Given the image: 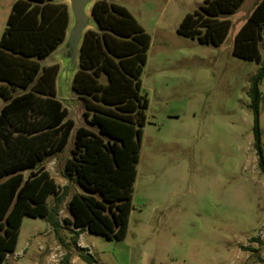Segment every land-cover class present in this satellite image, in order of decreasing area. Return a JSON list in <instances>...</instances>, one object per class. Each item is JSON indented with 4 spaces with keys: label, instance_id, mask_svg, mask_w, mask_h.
Listing matches in <instances>:
<instances>
[{
    "label": "rangeland",
    "instance_id": "374dc122",
    "mask_svg": "<svg viewBox=\"0 0 264 264\" xmlns=\"http://www.w3.org/2000/svg\"><path fill=\"white\" fill-rule=\"evenodd\" d=\"M16 1L0 0V41ZM111 1L125 6L151 36L142 75L149 107L127 237L116 241L84 233L79 241L95 258L91 264H264V245L253 241L264 242V174L254 148L256 115L249 95L261 64L233 54L235 37L260 0H245L229 16L232 27L219 47L178 33L185 16L204 0ZM261 52L264 60L263 45ZM52 61L64 65L60 51L42 65ZM58 85L76 127L98 131L85 119L82 101ZM259 87L264 143V79ZM74 139L75 132L63 152L42 163L60 187H71L59 232L45 218L26 216L16 250L0 264H89L79 257L65 221L71 218V197L83 192L65 177ZM54 204L51 196L49 206Z\"/></svg>",
    "mask_w": 264,
    "mask_h": 264
},
{
    "label": "trees",
    "instance_id": "16d2710c",
    "mask_svg": "<svg viewBox=\"0 0 264 264\" xmlns=\"http://www.w3.org/2000/svg\"><path fill=\"white\" fill-rule=\"evenodd\" d=\"M55 0H17L0 41V263L16 250L26 216L47 219L59 232V214L71 193L42 166L63 152L75 132L65 177L77 183L69 201L79 257L96 262L79 246L86 232L122 241L127 237L138 175L149 100L142 93L151 36L123 5L96 0L91 12L96 29L84 36L72 89L82 101L91 126L76 127L57 95L60 65H42L65 41L71 13ZM245 0H204L183 19L178 33L201 43L221 46ZM264 0L255 6L235 37L233 54L261 64L251 81L256 115L254 148L264 174V143L259 126L264 79ZM21 92V93H19ZM31 170L29 177L24 172ZM54 196L55 204L49 206ZM264 245L260 238H255ZM264 263V258L260 259Z\"/></svg>",
    "mask_w": 264,
    "mask_h": 264
},
{
    "label": "water",
    "instance_id": "95a60500",
    "mask_svg": "<svg viewBox=\"0 0 264 264\" xmlns=\"http://www.w3.org/2000/svg\"><path fill=\"white\" fill-rule=\"evenodd\" d=\"M69 2L71 16H73L72 27L68 29L66 39L60 49L64 58L63 69L60 73L59 83L65 87L69 96L71 80L79 64L81 45L85 33L96 25L94 16L90 11L96 0H66Z\"/></svg>",
    "mask_w": 264,
    "mask_h": 264
},
{
    "label": "crops",
    "instance_id": "0c3cea01",
    "mask_svg": "<svg viewBox=\"0 0 264 264\" xmlns=\"http://www.w3.org/2000/svg\"><path fill=\"white\" fill-rule=\"evenodd\" d=\"M56 1V0H55ZM54 1V3H56ZM56 4H60V3H56ZM70 22H71V20H70ZM69 27H70V25H69ZM62 46H63V44L55 51V52H57V51H60V49L62 48ZM54 52V53H55ZM54 53H52V54H54ZM51 54V55H52ZM50 55V56H51ZM49 56V57H50ZM48 57V58H49ZM54 64H59L60 65V72H59V74H58V77H57V95H58V98H59V78H60V73H61V71H62V69H63V66H62V64L60 63V62H57V61H52L51 63H50V65H54ZM50 65H47V66H50ZM78 68H79V64H78V66H77V69H76V72L78 71ZM76 72H75V74H76ZM75 74H74V76H75ZM74 76H73V78H72V80H71V83H70V89H69V93L71 94V93H73L74 95H76V93L73 91V89H72V83H73V79H74ZM70 94H69V97H70ZM72 95V94H71ZM77 96V95H76ZM60 99V98H59ZM71 99H73V96H71ZM61 101H63L62 99H60ZM63 104H64V106L66 107V105H65V103L63 102ZM69 109V108H68ZM81 236H83V235H81ZM80 236V237H81ZM79 240H80V238H79ZM80 242V241H79ZM79 246H81V247H84L82 244H81V242L79 243Z\"/></svg>",
    "mask_w": 264,
    "mask_h": 264
}]
</instances>
